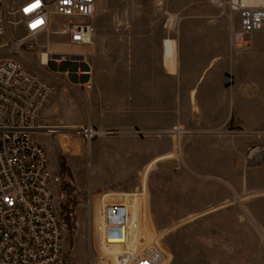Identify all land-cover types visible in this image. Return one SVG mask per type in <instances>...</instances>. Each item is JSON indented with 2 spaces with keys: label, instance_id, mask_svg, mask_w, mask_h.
<instances>
[{
  "label": "rangeland",
  "instance_id": "obj_1",
  "mask_svg": "<svg viewBox=\"0 0 264 264\" xmlns=\"http://www.w3.org/2000/svg\"><path fill=\"white\" fill-rule=\"evenodd\" d=\"M20 1L10 0V5ZM221 2L220 6L213 0H96L92 21L96 34L91 45L65 44L64 38L53 33L28 38L21 30L16 36L0 39V46L8 44L0 50V60L18 61L49 83L54 88L52 97L60 96L65 110L62 116L67 117L69 107L74 106L73 117H82L81 128L88 119L87 106L91 99L87 96H104L100 89L112 83L116 84L112 93L119 94L125 89L127 79L114 72L130 67L132 45L146 46L149 60L159 63L164 49L166 58L173 56L175 48L177 51L179 36L185 29H217L230 40L229 0ZM234 23L238 25V18ZM20 40L23 42L18 43ZM263 40L264 36L257 35L255 45L260 46ZM252 43L244 52L233 53L235 56L251 53ZM48 44L52 52L72 53L75 58L67 57L62 65H41L43 47ZM145 49L134 48L140 50L133 60L134 66L145 64ZM206 84L197 86L198 100ZM177 88L175 84L172 96L179 95ZM260 88L264 93V85ZM154 96L164 95L156 90ZM57 97L55 100L59 101ZM92 102L97 103L93 98ZM260 104L259 108L249 104L244 109L246 120L259 128L264 127V102ZM54 129L56 133L49 132ZM71 132L67 128H49L39 130L36 136L48 152L52 171L60 177L53 194L62 225L65 264H114L118 250L103 247L102 199L107 203L119 202L135 192L139 196L132 206L138 226L132 237V250L139 252L157 243L169 254L165 264H264V234L259 235L260 245L248 242L249 231L226 227L230 218L212 207L184 214L198 207L205 197L197 192L200 185L184 176L181 143L171 136L163 134L156 140H171L170 147L176 150L174 161L155 160L136 189L138 179L128 184L116 182L138 168L147 155L116 136L97 137L89 148ZM204 168L208 170L209 166L204 164ZM185 188L190 190L186 194ZM177 217L181 218L173 221Z\"/></svg>",
  "mask_w": 264,
  "mask_h": 264
},
{
  "label": "crops",
  "instance_id": "obj_2",
  "mask_svg": "<svg viewBox=\"0 0 264 264\" xmlns=\"http://www.w3.org/2000/svg\"><path fill=\"white\" fill-rule=\"evenodd\" d=\"M257 35L264 36V33L254 35L251 53L235 56L230 40L221 31L185 29L179 36L177 51L175 48L173 56L166 58L164 49L159 63L149 60L146 46L132 45L130 67L114 72L127 79L125 89L119 94L112 93L116 87L112 83L100 89L104 96H87L91 101L85 125L99 130H118L119 141L147 155L138 168L116 182L128 184L138 179L136 189L155 160L172 162L175 159L171 140L156 139L175 127L194 130V136L181 141L180 163L184 176L200 185L197 192L205 198L198 207L184 214L212 207L230 218L226 227L249 231L248 242L260 245L259 237L264 234V168L244 165L248 147L264 146V127L251 125L244 112L249 104L259 108L260 101L264 102L260 88L264 85V40L256 46ZM143 47L146 62L134 66L133 60L140 52L134 48ZM206 82L198 100L197 86ZM175 84L178 96H172ZM259 88L261 91L257 92ZM156 90H161L164 96H154ZM56 97L50 99L42 112L40 126L43 129L79 128L82 117H73L74 106L63 117L65 110L60 96L59 101ZM57 141L60 143L61 137ZM204 164L209 166L208 170ZM187 191L190 190L185 188L183 192ZM177 218L173 221L181 217Z\"/></svg>",
  "mask_w": 264,
  "mask_h": 264
},
{
  "label": "built area",
  "instance_id": "obj_3",
  "mask_svg": "<svg viewBox=\"0 0 264 264\" xmlns=\"http://www.w3.org/2000/svg\"><path fill=\"white\" fill-rule=\"evenodd\" d=\"M213 2L222 5L221 0ZM227 5L231 13L230 46L242 53L255 34L264 33V5L245 0H229ZM95 12L96 0H21L12 5L10 0H0V39L22 30L28 38L53 33L64 38L65 44L88 46L96 34L92 22ZM43 49L47 51L45 65H62L67 57L75 58L72 53L52 52L49 44ZM53 92L49 83L20 62L0 60V264H65L62 225L53 194L60 177L52 171L48 152L36 138L43 129L41 114ZM49 132L56 133L55 129ZM119 133L88 124L71 132L88 146L97 137ZM195 133L184 127L165 132L179 144ZM244 165L264 168V146L248 147ZM138 196L135 192L129 199L114 203L102 199L103 247L118 250L114 264H165L169 254L157 243L139 252L131 249L138 226L132 203Z\"/></svg>",
  "mask_w": 264,
  "mask_h": 264
},
{
  "label": "bare ground",
  "instance_id": "obj_4",
  "mask_svg": "<svg viewBox=\"0 0 264 264\" xmlns=\"http://www.w3.org/2000/svg\"><path fill=\"white\" fill-rule=\"evenodd\" d=\"M248 4H262L264 5V0H245ZM18 46V45H17ZM44 50V53L42 54L41 57V65H45L47 63V51ZM80 56H83L80 54Z\"/></svg>",
  "mask_w": 264,
  "mask_h": 264
},
{
  "label": "snow or ice",
  "instance_id": "obj_5",
  "mask_svg": "<svg viewBox=\"0 0 264 264\" xmlns=\"http://www.w3.org/2000/svg\"><path fill=\"white\" fill-rule=\"evenodd\" d=\"M29 9H26V11H28Z\"/></svg>",
  "mask_w": 264,
  "mask_h": 264
}]
</instances>
